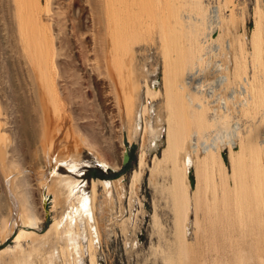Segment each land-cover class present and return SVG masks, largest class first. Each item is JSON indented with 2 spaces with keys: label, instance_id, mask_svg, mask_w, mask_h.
<instances>
[{
  "label": "bare ground",
  "instance_id": "obj_1",
  "mask_svg": "<svg viewBox=\"0 0 264 264\" xmlns=\"http://www.w3.org/2000/svg\"><path fill=\"white\" fill-rule=\"evenodd\" d=\"M186 2L189 6L173 14V25H166L167 30L172 26L176 31L184 30L185 45L176 48V55L171 52L173 55L165 56L168 47L162 48L165 51L162 56L165 57L162 58L163 91L150 88V84L145 85L144 90L151 96L162 93L166 111L162 123L165 127L154 128L155 123L147 126L146 114L151 108L140 101L134 110L135 117L132 115L133 95L140 86L137 82L132 83V77V82L125 84L123 90L127 122H130L131 115V119L142 115L143 132L151 131L150 140L153 141L157 132L165 131L166 146L158 161H167L165 171L172 178L168 186L172 196V216L169 226L171 243L167 242L163 251L162 264H264V189L260 186L263 183L261 179L247 175L248 166L242 163L244 154L249 151L264 172V98L260 100L264 75L254 73L256 69H264L263 34L256 22L250 35L251 50L247 54L253 69L250 81L244 72L239 75L242 68L239 60L234 62L233 72L247 78H236L241 82L235 79L237 83L232 85L230 75L227 77V85L231 87L230 106L232 102H242L244 107L259 108L261 102L259 116L243 126L240 123V127L233 131L235 140L228 142L231 166L228 173L220 152L221 145L218 141H210L209 137L214 125L212 119H216V125L227 128L228 117L223 116L220 120L211 117L205 99L186 81L187 71L194 66L200 65L205 73L209 72L210 62L203 55V40L209 37L207 7L202 0ZM163 3V0H156L153 16L150 14L139 19L138 12L144 4H149L148 1L0 0V231L7 229L11 232L19 221L26 228L38 227L44 217L43 188L52 193L54 206L58 205L60 209L59 218L42 234L20 227L14 238V248L0 249V264H32L31 256L35 253H38L40 262H44L41 264H55L59 256L62 264H85V254L88 264H97L100 219L95 198L100 191L103 192H100L103 196L98 208L102 221L109 220L107 205L115 197L119 204L122 198L124 200L127 189L130 188L131 192L136 186L139 171L133 170L130 183L126 185L122 183V176L91 178L87 190L86 181L80 178L83 175L81 167L89 165L88 162L82 163L83 147L92 150L104 169L110 165L120 166L122 157L118 159L114 150L115 141H121L124 125L117 91V83L123 76H118L120 64L124 63L122 59L133 34L153 26V21L158 46L164 47L168 31L165 32ZM168 20L171 22L170 18ZM223 24L221 17L218 29L221 28L222 32ZM179 31L173 35L177 36ZM217 37L212 36V39ZM171 49L174 50L173 46ZM238 88L241 90L237 91ZM235 107L230 108L235 111ZM156 120L160 122L161 117L157 116ZM133 122L134 125L128 123L131 135L138 134L140 126H136V120ZM236 144L238 149L234 147ZM142 153L145 152L139 156V166L144 162ZM60 162L65 163L66 174L60 173ZM192 167L195 169V185L188 190V174ZM239 172L243 175L241 180L239 174L243 192L234 197L233 190L229 187V191L225 183L231 177L236 180L234 177L237 178ZM207 182L216 190L218 184L225 185L227 191L222 188V192L215 193L214 189L212 196L207 195L209 191L204 188ZM254 184L256 188H252ZM129 197L128 205L131 194ZM115 213L113 217L122 219L120 226L124 231L130 217L122 218L124 212L121 208ZM155 213L154 223L158 218ZM4 236L0 233V240ZM21 238L29 240L24 247ZM60 240L63 245H57ZM5 253L6 258L2 257Z\"/></svg>",
  "mask_w": 264,
  "mask_h": 264
},
{
  "label": "rangeland",
  "instance_id": "obj_2",
  "mask_svg": "<svg viewBox=\"0 0 264 264\" xmlns=\"http://www.w3.org/2000/svg\"><path fill=\"white\" fill-rule=\"evenodd\" d=\"M145 1H148L149 4H144L141 11L138 12L140 15L139 19H142L143 17H146V15H150V14L153 16L154 12L156 11V9H155L156 0H145ZM163 1H164L163 12L165 13L164 16L166 18L165 21L167 22V19H169V18L171 19V22H170V20H168L167 23L165 22V32L166 31H168V32H166L164 47H159L160 45L156 39V31H155L156 30V28H155L156 23H154V21L151 19L153 21V26L149 25L148 27H145L144 29L139 30L138 32L133 34L132 40H131V38L129 39V40H131V41H129L130 43L128 42V45H130L129 46L130 50L127 49L128 48V45H127L126 46L127 50L125 51L126 52L125 57L122 59L124 61V63L120 62L121 64H120L118 76L123 74V76L122 75L120 76V83L123 84V86L120 87L121 84L117 83V88H118L117 91H118V94L120 95V98H119L120 99V107H121L120 109H121L122 118L124 117V119H122L123 123H124V125H123L124 128L122 127L121 141L120 142L115 141L116 145H115L114 150H116L115 156L118 159H120L121 157L123 159L125 148H127L128 154H129L128 161L124 165H122V159H120V161H121L120 162L121 164L119 163L120 166L113 167L110 165L106 169H104V167L101 166V163L96 159V155L92 152V150L89 151L88 147L87 148L83 147L81 160L83 161L82 163L88 162L89 165L81 167V169H83V175L80 176V178L84 179L86 181L85 188L87 190L89 189L91 178H97L98 177V178L114 179V178H117L119 176H122L123 177L122 183H124L126 185V184L130 183V180H131L130 177H131V173H133V170H135L136 172L139 171L138 172L139 177H138V180H136L138 184L135 183L136 186H133L134 189L132 188V190L134 192L132 190L130 192V188H129V189H127V191L125 193L126 196L124 197V200L122 198V200H121L122 202L120 201V204L116 200V197L114 196L115 198H113L111 200V203L108 204L109 206L107 205L108 209H107L106 214L109 216L108 217L109 220L103 219V221H102V219L100 217V210L98 208L100 205L99 203L102 201V196H103L102 193L103 192L100 191V192H102L101 193L102 195L99 192V194H97V196L95 198V200H96L95 201V204H96L95 207H97L96 212H97L98 218L100 219L99 220V222H100L99 223L100 244H99V247H97V253H96V256L98 258L97 264H162L163 263L162 255L164 253L163 251H165V247L171 243V240H169V239L171 238L170 237V227H171V218L170 217L172 216V199H171L172 196H171V192H170V189L168 186H170V182H171L172 178H171L170 173L168 171H165V168L167 167V161L166 162L164 160L158 161L159 159L162 158V154H163L162 151L166 146L165 131L163 130L161 132L162 134L161 133L158 134V132H157L154 141L150 140L152 138L151 131L146 130L145 132H143V129H142L144 126V123H143L144 120L142 119V115L139 117L136 116L137 118L134 119V117H135L134 116L135 115L134 110L136 111L137 107H139L138 102L140 101L142 104H146V105L148 104V108H151V109H148V112L146 114L147 126L149 127V124L153 125L155 123L153 126L154 128L155 127L158 128L161 125L163 127H165V124H163L164 122L162 119H163V117H165L166 111L164 109L165 108L164 97H163L162 93L160 92L158 94H154L151 96L150 94L146 95L144 90L146 89L145 85L150 84L149 85L150 88L160 89V91H163V88H162V77H163V69H164L163 59L165 58V57H162V56H164V52H165V51L163 52V50L166 48L165 46H167L168 48H166L167 50L165 52V56H167L169 54L176 55L178 52L177 51L178 48H182L183 45H185V40H184L185 37L183 35L184 30L182 28H181V31H179V29H177V31H176V28L174 30L173 26H172V27H170L172 29V30L170 29L171 30L170 31L169 28L167 30L166 27L168 26L167 25L168 23L169 24L172 23V20L175 17V16H173V14L174 15L177 14L179 11L183 10V7L186 8V6H189V5H187L188 1L186 2V0H163ZM202 2H203V4L205 3L204 0H202ZM221 3H222V10H223L221 17H222L224 24H225V26H224V24L222 25V26H224V32H222L221 28H219L213 33V37H217L218 35H220V33L222 34V35L218 36L219 38L217 37L215 40L219 43V45L222 44V45H220L219 53L222 55L223 60H226V58H227L226 61H228V64H229V72L228 73H230V72L232 73V74L230 73L228 75H230L229 76L230 82L233 85V83H235L236 81L241 82L242 77L245 76L244 74H247V77H248L253 72L252 65L250 62V56L247 54H249V51L251 50L250 35H251L253 28L255 27L256 22L259 24V26L261 28V33L263 34V38H264V0H221ZM148 18H151V17L149 16ZM242 21L244 24L243 26H241ZM171 25H173V23ZM178 31H179V34L177 35V33H176L177 36L173 35V34H175L174 32H178ZM169 38L171 39L172 43L170 42ZM131 42H132V44H131ZM178 42H179V44L180 43L181 44L179 45ZM175 43H176V45H173ZM263 43H264V40H263ZM168 44H169V46H168ZM240 45H241V47H240ZM171 46H173L174 50L171 49ZM230 46H232V47H230ZM227 47H229V48H227ZM162 48H164V49H162ZM176 48H177V50H176ZM224 51L226 52V54ZM240 54H244V55L242 57H240ZM237 55H238V58L236 60ZM227 56H229V58ZM239 57H240V59L241 58H243V59L240 60ZM238 60H239L240 66L242 67L239 75H241L242 72H244V74L242 76H237L233 72L234 62H238ZM243 63H244V65H243ZM242 65L245 66V69ZM258 68H260V67H258ZM122 72H124V73H122ZM126 72H127V75H124V74H126ZM254 73L257 76H259L261 74L264 75V69L260 68L259 71H258V69H256V72H254ZM131 77H132V80H134L133 82L130 80ZM144 77H146V78L144 79ZM231 77H233V78H231ZM247 77L245 76V78H247ZM236 78H241V80L236 79ZM235 79H236V81H235ZM250 79H251V77L248 78L249 81H250ZM118 80H119V77L117 78V82H119ZM130 81L132 83L137 82L138 85H140L138 88V89H140V91L137 89V91L134 92V95H133L134 99H133V105H132L133 110L131 109V113L133 112L132 115L134 117L131 119V117H132V115H131L130 118L128 119V120H130V122L129 121L127 122V119H125L124 108H123L124 107L123 90L125 89V84L129 85L131 83ZM128 85H126V87ZM261 88L264 89V84H263V86H261ZM236 96L238 99L240 98V96H238V94H235V97ZM263 96H264V90L261 91L260 100L264 98ZM229 103L231 105V101ZM235 103L236 102H232V106H236L233 109L236 112L231 110V113L237 114V117L241 120L242 126H243V124H246L248 122H252L253 120H255L257 118V115L259 116V113H260L259 109L261 107L260 106L261 102L258 104L259 108H257L258 106L253 107L252 105H248L251 109L247 106L244 107L245 105L242 106L240 104H235ZM232 106H230V107L232 108ZM237 106H238V108L240 107L239 110H238ZM241 107L243 108V110L240 111ZM246 109H247V111H246ZM237 111L238 112L240 111V113H238ZM157 116L161 117L160 122L161 123L163 122L162 124L160 122H157V120H156ZM133 120L137 121V125H136L137 127H138V125H140L137 129L138 134H135L136 136L134 134L131 135V133L128 131V128L131 127L130 125H132V124L134 125ZM128 123H131V124L129 125ZM158 123H160V124L158 125ZM126 124H128V125H126ZM140 129H141V131H140ZM140 132H143L145 134L140 133ZM234 140H235V138H234ZM234 147L238 149V144H236ZM221 149L222 150L220 152H221L224 164L226 166V170H228L227 172L230 173L231 172V166H230V163L228 160V145L221 147ZM141 152H145V153L144 154L142 153V159H144L143 160L144 162L142 163V165H140L141 166L140 167L138 164V160H139V156H140ZM143 156H144V158H143ZM153 159L155 162H153ZM242 163L246 164L248 166L247 169L251 173L250 174L248 172L249 174L247 173V175H249V176L253 175V178L261 179L263 184L260 186L263 187V189H264V172L259 167L255 155H253V154L251 155V153H249V151H247L244 154V158L242 160ZM156 164H158V165H156ZM60 165L62 166V170L60 171V173L66 174L67 172H66V168H65V163L60 162ZM155 166H157L156 167L157 169L159 168V170H158L159 172L156 171L157 169L155 168ZM239 174H240V172L238 173V176L236 175L237 178L234 177L236 180L233 181V178L231 177L232 180L230 178V179H228L229 182L227 181V184L225 183V185L229 191H230L229 187L231 188V191L233 190L232 194L234 197L239 196L238 193H240L241 191L243 192V190H241V189H243L241 187L243 183L242 184L240 183L241 182L240 176L242 177L243 175L240 174V176H239ZM238 179H239V181H238ZM242 179H243V177L241 178V180ZM237 181H238V183H237ZM188 182H189V187H188V190H189L191 187H193L195 185V169L193 167L190 169V172L188 174ZM232 183H234V185ZM208 185H209V187L211 186L210 188H212V189H210L209 187L207 188ZM221 185H219V184L217 185L218 191L216 190V187L213 186L211 183H208L207 186L204 188H205V190L207 189L206 192L209 191V192H207V195L212 196L213 195L212 190L215 189V191H216L215 193H217V192H222V190L226 189V187L224 189L225 185H222V187H221ZM257 185H258V183H257ZM257 185L254 184V187H252V188H256L255 186H257ZM236 186L238 187V189L236 188ZM166 189L168 192L166 191ZM162 190H163V193H162ZM225 191H227V189ZM127 192H129L131 194V198H132L130 201V205H128L129 204L128 202L130 199V197H129L130 194ZM210 192H212V193H210ZM234 192H235V194H234ZM208 193H210V194H208ZM114 194H115V192H114ZM236 194H237V196H235ZM262 200H263L262 202H264V193L262 195ZM132 202H133V204H132ZM167 202H169V203H167ZM166 203H167V205H166ZM42 204H43L44 217L42 218L41 222H39L38 227L26 228V227L22 226L21 221H19L16 224V226L13 227V230L11 232H8L7 229H2L0 231V233L5 234V236L3 237V239L0 240V249H4L5 247H10L11 249L14 248V245L16 244L14 238H15V235L18 232V229L20 227H24L26 229H33L37 233L42 234L50 227L51 223H53L55 219L59 218V216H57V214H58L60 209H59L58 205L54 206L53 195H52V193L48 192L46 188H43V190H42ZM119 205L121 207H119ZM167 206H169L170 208ZM120 208L123 209V212H124L122 214L123 215L122 218L128 217V215L130 217L129 221L126 223L124 231L121 229V226H120V222L122 219L118 220V219L113 217V215L116 214L115 210H118V209L120 210ZM135 212H136V214H135ZM154 213H155V218L158 217V218H156L157 222H155V223L153 222V214ZM118 218H119V216H118ZM130 221H131V223H130ZM133 225H134V227H133ZM154 226H157V227H154ZM133 232H135V233H133ZM159 234H161V235H159ZM27 242H29L28 239L21 238V240H20V243L22 244L23 247L26 246ZM167 242H168V244H167ZM59 244L63 245V241L60 240V242H58L57 245H59ZM83 244L85 245L86 242L83 241ZM132 245H134V246H132ZM12 251H10V252H12ZM5 256L7 257V253H5L2 257L6 258ZM36 256H37V258H36ZM38 256H39L38 253L34 254V256H33V257H35L34 259L31 256V258H32L31 261L33 260L32 264H41V262H43L42 260L40 262V257H38ZM83 257H84L85 264H88V256L85 254V256H83ZM55 264H62L61 256H59L55 260Z\"/></svg>",
  "mask_w": 264,
  "mask_h": 264
},
{
  "label": "built area",
  "instance_id": "obj_3",
  "mask_svg": "<svg viewBox=\"0 0 264 264\" xmlns=\"http://www.w3.org/2000/svg\"><path fill=\"white\" fill-rule=\"evenodd\" d=\"M206 5V21L208 25L209 37L203 40V55L210 63L209 72H204L200 65L192 67L186 73V81L190 88L198 92L200 96L205 99V103L209 110L211 117L219 118L228 117L227 128L216 125V119L210 132V141H218L223 146H227L229 141L234 140V129L240 127L241 120L236 114L231 113L230 109V90L231 87L227 85V77L229 71V64L222 59L219 53L220 45L212 39L213 33L218 29L223 13L221 0H204ZM240 91L241 89H236ZM240 94L239 92H237ZM243 93L242 95H244ZM241 95V96H242ZM242 99V98H241ZM235 104H242L235 103ZM216 125V126H215ZM236 127V128H235Z\"/></svg>",
  "mask_w": 264,
  "mask_h": 264
},
{
  "label": "water",
  "instance_id": "obj_4",
  "mask_svg": "<svg viewBox=\"0 0 264 264\" xmlns=\"http://www.w3.org/2000/svg\"><path fill=\"white\" fill-rule=\"evenodd\" d=\"M129 159L128 149L125 148L123 159H122V165H124Z\"/></svg>",
  "mask_w": 264,
  "mask_h": 264
}]
</instances>
